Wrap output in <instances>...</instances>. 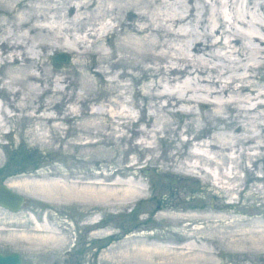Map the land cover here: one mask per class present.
<instances>
[{
  "label": "rangeland",
  "instance_id": "obj_1",
  "mask_svg": "<svg viewBox=\"0 0 264 264\" xmlns=\"http://www.w3.org/2000/svg\"><path fill=\"white\" fill-rule=\"evenodd\" d=\"M44 2V6L52 3L51 0H44ZM54 2L61 3L63 0H54ZM194 2L197 3V1ZM135 7L145 10L140 3ZM15 9H11V12L23 9V6H17ZM256 12L261 16L264 15L259 11ZM56 23L59 24V21ZM70 25L73 27V24L70 23ZM71 32L72 36L69 35L70 33H64L62 40L69 47L68 50L65 48L48 50L45 52V57L39 58L40 48L28 46V55L35 58L29 59L28 65L30 66L27 72L31 71L30 73L41 79L38 81L23 76L20 81L14 80L11 84L19 89L18 92L8 94L2 86L10 85V78L7 76L9 72L18 77L21 73L17 74L14 64L8 63L4 66L0 63V102L4 101L5 107V101H8L10 109L5 107V110L7 109L8 114H15L6 117V120L2 118L5 122L0 128V180L13 185L14 187L9 188L25 198L23 205L16 212L0 208V250L19 252L21 264H264V248L261 249V245L258 244L264 237V228L262 230L254 227L256 226L254 221L257 222L264 218V186L261 188L262 192L257 191V188L264 184V179H260L264 174V148L256 150L259 151L260 156L257 161L253 160L254 156L248 158L239 156V179L233 180L235 182L232 181L233 184L229 183L233 186V191L230 193L221 186H214L213 179L204 177L200 172H187L182 168L175 171V166L167 170H156L164 161L161 162L159 158L153 163L148 160L149 157L153 159L156 156L164 157L170 153L175 154L177 149L182 153L181 157L185 158L189 151L195 150L196 143L206 139L212 131L225 130L223 121L212 120L202 129L194 130L189 127V131L184 134L181 131L188 125L190 126L194 118L186 114L182 115V113L170 115L166 110L163 111L155 106V101H158L160 105L165 103V99L141 100L137 96L135 100L138 107H131V104L127 107L130 106L133 114H138L139 106L146 104L142 110L143 122L138 123L139 127L143 129L152 125L161 127V122L166 120L170 128L174 130L168 129L165 132L161 130L157 139L150 136L149 139H153L156 145L153 151L144 150L143 145L136 146L133 152L126 151V147L130 145L129 142L117 139L111 141L108 133V127L118 125L112 124L105 118V115L93 113V110L98 109L109 99L115 98L121 101L131 99L132 89L143 91L144 85L150 80L144 79L143 76L140 79V70L133 68L132 65L138 62H149L142 59L135 49L136 46L129 49L128 46L131 44L128 46L120 44L126 41L123 40L124 37L126 39V34L122 36L119 32L112 35L110 40L116 46H110L111 44L109 45L104 38L99 39V42L92 43L89 40L84 41L87 44H79L77 39L82 37V33L76 29H71ZM40 38L51 40L52 36L38 32V39ZM83 49L86 51L77 54ZM60 52L65 53L69 58L57 66L51 62V58L55 55L54 53ZM109 54L112 55L109 56ZM37 63L41 67H38ZM73 63H76V71L69 72ZM100 70L107 72L105 74L102 71L103 73L100 74ZM122 70L126 72L121 74ZM64 73L68 74L67 78L58 82L56 78L60 79L58 77H62ZM49 74H52L54 78L50 83L46 80ZM255 74L257 76L255 82L264 84V68L258 69ZM131 75L134 76L131 78ZM122 81L128 85L130 92L124 93L122 88L115 87L118 82L122 83ZM34 88L38 93L36 95L30 93L26 95L28 98L22 101L23 96L25 97V94ZM41 89L45 90L39 92ZM119 92L122 97L118 99L116 96ZM21 102L25 108L18 107ZM45 102H48V105L44 104ZM32 107L35 109L33 113H36L32 118L21 117L24 113L33 110ZM166 108L174 111L175 107L168 105ZM192 108L197 113H205L209 110L206 107H198L196 104ZM259 112L262 113L263 110ZM201 122L204 123L203 120L199 121ZM175 130L176 133L179 131V139H182H180L181 142L176 140L173 144L171 138L175 135ZM124 131L127 135L131 134L129 130ZM191 134L194 139L186 141L187 136ZM141 136H136L134 139L139 140ZM90 139L92 142L100 139L102 143L101 145L95 144L93 147L85 145V142ZM87 147L90 148L87 149ZM252 150L248 149L245 152H254ZM126 155L128 159L124 161ZM137 155L141 156L139 163L133 169L138 173L137 177L134 179L130 173L126 177L119 175L116 177L121 180H131V183L141 187L143 193L125 207L122 205L116 207L111 204L107 206V204L100 203L97 212L100 218L97 225L102 234H99L98 238L93 236L97 229L87 224L95 210L94 206L63 200L45 201L40 197L35 198L33 195L24 193L19 184L28 179L45 177H56L75 182L77 180V183L90 181L96 174L102 178L103 171H112L120 165L126 166L129 161L133 162ZM230 164L228 162L226 167L228 168ZM206 169L209 168L206 167ZM228 170L225 169V173H228ZM179 213L184 216L190 215V220L167 221L166 218L169 215ZM36 220L47 222L62 233L68 234V244L55 247L27 239L24 231L34 233ZM110 233L114 235H109ZM251 238L253 241L250 240ZM126 239L127 241L132 239V242L141 240L146 244L157 239L156 241L174 245V247L168 246V253H162L164 257L154 256L151 258L153 260L146 258L126 260L110 256L111 253L116 254L121 246H131L127 244ZM186 244L192 247H181ZM199 256H204V259Z\"/></svg>",
  "mask_w": 264,
  "mask_h": 264
},
{
  "label": "bare ground",
  "instance_id": "obj_2",
  "mask_svg": "<svg viewBox=\"0 0 264 264\" xmlns=\"http://www.w3.org/2000/svg\"><path fill=\"white\" fill-rule=\"evenodd\" d=\"M43 1L0 0V63L4 66L8 63L10 65L14 64L17 74L21 73L18 77L9 72L7 76L10 78V85L2 86L4 90L8 94L18 92L19 89L14 88L11 82L14 80L20 81L23 76L38 81L41 79V77L37 78L36 75L30 73L31 71L27 72L30 66L28 65L29 59L33 60L35 58L28 55V46L39 47V58H41V56L45 57V52L48 50L59 48L68 50L69 47L62 40L64 33H70L69 35L72 36L71 29L80 30L82 33V37L79 40L77 39L79 44L86 43L89 40L92 43L99 42V39L104 38L109 45L111 44L110 46H113L115 44L110 40L112 35L119 32L122 33V36L126 34V39L125 37L123 39L126 41L121 40L124 43L120 42V44H127V46L131 44L128 46L129 49L136 46L135 49L142 56V59L150 63H132L133 68L140 70L141 75L139 78L142 79L143 76L144 79L150 80V82L144 85L143 91L132 89V98L129 100L109 99L108 102L102 103L98 109L93 110V113L105 115V118L112 124L118 125L117 127H111L112 125L108 127L111 141L117 139L129 142L130 145L126 147V151L133 152L138 145H143L144 150L153 151L156 148L155 141L150 140L149 137L152 136V138L157 139L161 130L165 132L172 129L166 120L163 123L161 122V127H153L155 125L144 129L139 127V122L142 121L144 116L142 110L146 104L143 103L142 106H139L138 114H133L130 111V106L127 107L130 104L131 107L137 106L135 100L137 96L141 100L165 99V103H159L160 105H158V101L154 100L155 106L163 111L166 110L170 115L182 113V115L186 114L194 118L192 124L181 131L184 134L189 131V127L194 130L202 129L212 120H222L225 130L212 131L206 139L201 142L198 141L195 150L189 151L185 158L181 157L182 153L174 145L175 154L170 153L164 157L156 156L153 159L149 157L148 160L155 163L160 158L161 162H165L156 170H167V168L175 166V171L182 168L187 172H200L204 177L213 179L214 186H221L229 193L233 191V186L229 183L239 179V156L242 155L244 158L254 156L253 160L257 161L260 156L259 151L256 150L264 148V84L255 82V78H257L255 72L264 68V15L261 16L260 13L256 12L259 11L264 14V0H63L61 3L51 0L52 3L46 4V6H44L45 2L43 3ZM194 1H197L198 5ZM138 3L142 4L145 10L136 9L135 6ZM17 6H23V9H19L14 13L11 12V9H15ZM58 21L59 24L56 23V25L55 22ZM70 23L73 24V27ZM38 32L52 36L51 40L38 39ZM30 49L32 48L30 47ZM85 51L83 49L77 54ZM111 55L109 54V56ZM36 65L41 67L39 63ZM75 65L76 63H73L70 66L69 72L76 71L77 66ZM102 71L105 74L107 72ZM102 71L100 70V74L103 73ZM125 72L122 70L121 74ZM67 76L68 74L64 73L62 77H58L60 79L56 78V80L59 82ZM133 76L131 75V78ZM47 78L46 80L49 83L54 80L52 74L47 75ZM115 87L122 88L124 93L130 92L128 85L123 81L122 83L118 82ZM115 87L114 91H116ZM43 90L45 89H41L39 92ZM30 93L36 95L38 92L36 88L30 90L25 94V97L23 96L22 101ZM116 97L118 99L122 97L120 92ZM3 104L4 101H1L0 128L5 122L3 119L6 120V117L15 115L11 112V114H8L7 109L5 110V107H10L8 101H5V107ZM195 104L198 107L209 108V110L205 113H197L192 108ZM168 105L175 107L174 111H169L166 108ZM18 107L25 108L23 102L18 104ZM32 108L33 110H30V113H24L21 117L32 118L36 114L33 113L34 107ZM260 110H263V112H259ZM198 120H203L205 124L203 122L199 123ZM124 130H129L131 134L127 135ZM174 132L175 135L171 138L173 144L176 140L181 142L180 139L182 138L179 139V131L178 133H176V130ZM140 135L142 136L139 140L134 139ZM192 138L194 139L191 134L187 136L186 141H190ZM133 139L134 142H132ZM100 143H102L100 139L94 140V142L90 139L85 142V145L93 147L95 144ZM248 149H253L254 152H245ZM127 155L123 159L124 161L128 159ZM140 158L141 156L137 155L136 159L133 162L129 161L126 166L120 165L112 171H103L101 173L102 178L99 174H96L93 180L90 181L77 183V180L75 182L64 179V181L61 178L45 177L28 179L19 184L22 186L21 189L24 193L33 195L35 198L40 197L45 201L63 200L94 206L95 210L87 224H91L97 229L93 235L97 237L102 234L97 225L99 221L97 212L100 203L107 204V206L111 204L116 207L118 205L125 207L143 193L141 187L131 183V180H121L116 177V175L126 177L130 173L135 179L138 173L133 169L139 163ZM228 162L231 163L228 167L229 170L226 167ZM206 167L209 169H206ZM225 169L228 170V173H225ZM261 177L260 179L263 180L264 174ZM7 185L10 188L14 187L9 183ZM262 186L264 184L257 188L259 193L262 192ZM189 216L180 213L171 214L166 219L168 222H180L190 220ZM254 222L256 224L254 227L263 230L264 218ZM34 230V233L24 231V236L33 242L47 243L55 247L65 246L69 242L68 234L62 233L58 228L49 225L47 222L36 220ZM106 235H114V233ZM252 238L251 241H253ZM247 239L249 238L247 237ZM131 240L127 241V244H131V246H121L116 254L111 253L110 256L125 258L126 260L131 258L150 260L158 255H161L158 256L159 258L164 257L162 253H168L167 250L171 246L156 241L157 239L148 244L141 240L140 242H132ZM254 243L257 244V242ZM258 244L261 245V249L264 248V237ZM186 245L181 247H192L191 244V246ZM172 246L174 247V245ZM181 247L179 246V248ZM202 252L206 253L203 250ZM199 257L204 259V256Z\"/></svg>",
  "mask_w": 264,
  "mask_h": 264
},
{
  "label": "water",
  "instance_id": "obj_3",
  "mask_svg": "<svg viewBox=\"0 0 264 264\" xmlns=\"http://www.w3.org/2000/svg\"><path fill=\"white\" fill-rule=\"evenodd\" d=\"M51 62L57 66H60L61 62H65L69 56L65 53H54ZM25 198L18 192H14L9 186L0 180V208L9 209L11 212H16L19 207L23 205ZM20 253L16 251H8V253H2L0 251V264H21Z\"/></svg>",
  "mask_w": 264,
  "mask_h": 264
},
{
  "label": "flooded vegetation",
  "instance_id": "obj_4",
  "mask_svg": "<svg viewBox=\"0 0 264 264\" xmlns=\"http://www.w3.org/2000/svg\"><path fill=\"white\" fill-rule=\"evenodd\" d=\"M0 251H2V250H0ZM8 251H14V250H8ZM8 251L7 252H2V253H8ZM17 252V251H16Z\"/></svg>",
  "mask_w": 264,
  "mask_h": 264
}]
</instances>
